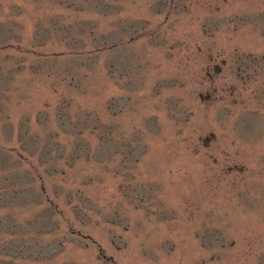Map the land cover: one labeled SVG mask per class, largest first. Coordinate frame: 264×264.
<instances>
[{"label":"rangeland","instance_id":"obj_1","mask_svg":"<svg viewBox=\"0 0 264 264\" xmlns=\"http://www.w3.org/2000/svg\"><path fill=\"white\" fill-rule=\"evenodd\" d=\"M0 264H264V0H0Z\"/></svg>","mask_w":264,"mask_h":264},{"label":"water","instance_id":"obj_2","mask_svg":"<svg viewBox=\"0 0 264 264\" xmlns=\"http://www.w3.org/2000/svg\"><path fill=\"white\" fill-rule=\"evenodd\" d=\"M212 136H215V134H212Z\"/></svg>","mask_w":264,"mask_h":264}]
</instances>
